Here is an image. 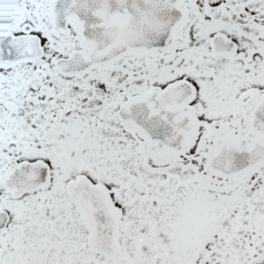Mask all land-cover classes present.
Segmentation results:
<instances>
[{
  "label": "rangeland",
  "instance_id": "374dc122",
  "mask_svg": "<svg viewBox=\"0 0 264 264\" xmlns=\"http://www.w3.org/2000/svg\"><path fill=\"white\" fill-rule=\"evenodd\" d=\"M25 1L35 7L41 0H0V17L10 6L19 7ZM50 27L47 19L36 22L35 32L46 53L45 64L29 68L17 64L0 74V94L9 114L0 127V182L4 179L2 168L11 154L7 149L11 140L26 150L36 145L46 148L23 157L42 158L50 169L47 189L28 193L22 205L10 206L9 220L18 226L0 231V264H264V167L259 174L231 177L220 183L200 174L203 167L196 159L187 170L176 165L157 168L146 159L142 143H130L133 133L116 118L118 103L129 88L121 65L116 62L109 66L111 61L102 65L103 69L74 80L73 85L60 83L54 79L50 65L67 47ZM148 62L151 65L153 61ZM141 67L146 69L144 63ZM181 72L159 70L151 80L163 82ZM214 72L217 77L222 75L219 69ZM50 81L56 82L61 96L47 92ZM123 81L127 82L123 89L109 98L92 93L93 86L107 89ZM207 84L204 114L217 97L212 82ZM29 94L33 97L28 98ZM89 98L90 107L85 108ZM53 118L58 122L65 119L73 127H61L57 122L52 128ZM26 120L36 127L34 132L25 129ZM45 134L66 141L51 144L44 139L31 143ZM97 139L102 146H87ZM197 150L195 146L192 153ZM84 152L94 165L83 158ZM72 155H81L83 161L75 163L65 175L60 174ZM79 175L102 184L111 211L119 214L115 228L119 252L112 260L88 249V215L65 188L68 180ZM253 177L256 184L248 188L246 183Z\"/></svg>",
  "mask_w": 264,
  "mask_h": 264
},
{
  "label": "flooded vegetation",
  "instance_id": "af4514ba",
  "mask_svg": "<svg viewBox=\"0 0 264 264\" xmlns=\"http://www.w3.org/2000/svg\"><path fill=\"white\" fill-rule=\"evenodd\" d=\"M53 1L41 0L35 4V7H32L29 1L23 2L19 7L10 6L7 12L0 17V32L11 31L25 36L37 34L35 32L37 30L36 22L49 20L51 33L61 39L62 44L67 47L62 55L52 59L50 67L54 72V79L60 83L73 85L74 80L81 76L85 77L95 70L103 69V67L102 65L93 66L88 71L80 72L78 66L74 68L73 62L72 69L69 68L70 61L68 58L70 54L73 50L83 49V47L79 43L73 21L66 18V22L61 23L62 18L56 11L57 4ZM183 1L185 20L175 34L170 51L159 55L125 53L115 62L108 64L112 66L116 62L119 63L121 70L129 79V88L124 90L125 96L119 101L118 106L122 101L132 96L143 94L152 86L165 87L168 83L182 80L184 81L182 84H187L193 88L190 104L193 106L197 120V139L187 156L181 155L159 162H154L149 157L146 159L153 161L157 168L176 165L185 170L189 169L192 160L196 159L203 167L200 174L215 183L230 180L231 177L258 173L264 167V157L252 168L229 177L211 173L207 169V164L210 165L211 163L216 144H224L230 139H245L248 143L255 142V144L264 146V0ZM75 6L77 8L83 7L86 6V3L78 0ZM66 14L68 16L75 15L69 12ZM54 17L63 24V29L59 31L52 29ZM39 43L41 46L40 55L16 61L8 66H1L0 74L12 70L17 64L24 63L25 68L38 63L45 64L46 53L40 38ZM149 59L153 61L151 65L148 64ZM59 61L61 62L60 66L57 64ZM142 63L146 69L141 67ZM216 64L219 66L216 67ZM234 65H238V68H235ZM215 69H219L222 77H217L214 72ZM159 70L162 72H183L163 82L151 80L152 75L158 74ZM136 79L140 82H134ZM206 80L211 81L215 86L217 97L213 99L214 105L204 114L202 103L205 99L204 89L208 86ZM125 83L127 82L112 83L107 89L93 86L92 93L96 97L109 98L123 89ZM49 85L51 87L47 92L51 96L56 97L63 94L57 92L59 89L56 82L51 83L50 81ZM30 97L33 96L29 94L28 98ZM0 105L5 110L4 118L0 122L1 127L9 117L7 106L2 102L1 94ZM61 115L67 116V114ZM207 117H211V119L208 120ZM51 121L50 126L53 128V125L58 121L55 118ZM126 131L133 133L134 137L130 143H142V150L145 154L144 144L138 135L127 128ZM44 139L46 143L51 144H53L52 140L60 141L54 136L50 137L45 134L44 136L38 135L36 140L31 143L38 144ZM195 146L198 148L197 153H192ZM7 149L11 154L6 159L7 164L2 168L4 179L10 171L11 164L19 165L22 162L43 160L42 158L28 159L23 155L31 151L44 152L43 150L46 148H40L36 145L26 150L17 141L11 140L7 142ZM4 150L5 148L1 149L2 152ZM2 181L0 182V213L5 212L2 214L7 218V222L0 228V231L8 229L9 226L13 228L18 226V223H12L9 220L10 206L22 205V200L28 193L41 190V188L47 189L50 186V169L47 186L35 190H24L17 196H12L9 190L3 188ZM255 184L256 177H253L246 183V186L250 188ZM65 188L71 194L67 183Z\"/></svg>",
  "mask_w": 264,
  "mask_h": 264
},
{
  "label": "water",
  "instance_id": "95a60500",
  "mask_svg": "<svg viewBox=\"0 0 264 264\" xmlns=\"http://www.w3.org/2000/svg\"><path fill=\"white\" fill-rule=\"evenodd\" d=\"M79 1H84L86 6L77 8L78 0L53 2L57 4L61 23L64 24L66 18L74 23L83 49L73 50L68 60L69 68L72 69L74 62V68L78 66L80 72L106 65L125 53L159 55L168 52L185 20L183 0ZM67 12L75 15L68 16ZM61 23L54 17L52 29H63ZM40 51L39 37L35 33L25 36L0 32V67L40 55ZM182 82H171L165 87L152 86L143 94L122 101L116 110L120 124L138 135L143 141L145 155L156 162L187 156L197 137V120L190 104L193 88ZM4 113L0 105V122ZM262 157L263 145L248 143L245 139H230L224 144H216L207 169L213 174L229 177L252 168L263 160ZM9 168L2 186L12 196L49 184V166L40 159L11 164ZM67 187L88 215L91 226L88 249L108 260L114 259L119 252L115 245L118 213L110 210L106 188L84 175L68 181ZM2 213L0 228L7 222Z\"/></svg>",
  "mask_w": 264,
  "mask_h": 264
},
{
  "label": "bare ground",
  "instance_id": "6f19581e",
  "mask_svg": "<svg viewBox=\"0 0 264 264\" xmlns=\"http://www.w3.org/2000/svg\"><path fill=\"white\" fill-rule=\"evenodd\" d=\"M90 98L88 99V100H85V108H89L90 106H88V103L90 102ZM80 109H82V107L80 108ZM33 111V110H32ZM57 121H58V119L57 118H55ZM81 119V118H80ZM81 121V120H80ZM26 122V124H25V128H26V130L28 131V132H34L35 131V129H36V127H34L32 124H29L28 122H27V120L25 121ZM59 124H60V126L61 127H73V125L70 123H66V121H65V119H62V120H59V122H58ZM46 129H48L47 127H46ZM87 139H89V140H91L92 138L89 136V137H87ZM58 141V140H57ZM65 141L66 140H62V141H58V142H56V140H52V143H57V144H64L65 143ZM91 145H93L94 147H100V146H102L103 144H102V142L101 141H98V139H97V141L95 142V143H89L87 146H91ZM86 147V146H85ZM105 152H107V149L105 148V149H103V151L101 152V156H103L104 157V154H105ZM85 154H86V152H84V159H86L87 160V162H88V164H91V165H94V162H92V161H90L87 157H85ZM82 155V154H81ZM79 156V155H72V160L67 164V165H65L64 167H63V170H62V172L60 173V174H62V175H65L66 173H65V171H69L68 169L71 167V169H74L75 168V163L76 164H78L79 162H81V161H83V158H82V156ZM76 159H78V160H76ZM76 160V161H75ZM98 162V161H97ZM72 165V166H71ZM37 192V191H36Z\"/></svg>",
  "mask_w": 264,
  "mask_h": 264
}]
</instances>
